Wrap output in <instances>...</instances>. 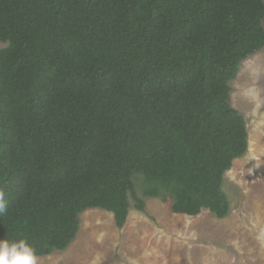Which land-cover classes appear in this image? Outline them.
I'll use <instances>...</instances> for the list:
<instances>
[{
	"label": "trees",
	"instance_id": "obj_1",
	"mask_svg": "<svg viewBox=\"0 0 264 264\" xmlns=\"http://www.w3.org/2000/svg\"><path fill=\"white\" fill-rule=\"evenodd\" d=\"M263 19L264 0H0V239L63 251L81 212L121 228L146 198L226 217L248 149L231 82Z\"/></svg>",
	"mask_w": 264,
	"mask_h": 264
},
{
	"label": "rangeland",
	"instance_id": "obj_2",
	"mask_svg": "<svg viewBox=\"0 0 264 264\" xmlns=\"http://www.w3.org/2000/svg\"><path fill=\"white\" fill-rule=\"evenodd\" d=\"M231 87L248 149L224 175L226 217L207 209L177 214L170 201L146 198L144 210L131 207L118 228L111 212L87 209L70 245L38 256V264H264V47L242 63Z\"/></svg>",
	"mask_w": 264,
	"mask_h": 264
},
{
	"label": "clouds",
	"instance_id": "obj_3",
	"mask_svg": "<svg viewBox=\"0 0 264 264\" xmlns=\"http://www.w3.org/2000/svg\"><path fill=\"white\" fill-rule=\"evenodd\" d=\"M7 205L3 192H0V215L6 212ZM0 264H38V256L24 237L0 239Z\"/></svg>",
	"mask_w": 264,
	"mask_h": 264
}]
</instances>
